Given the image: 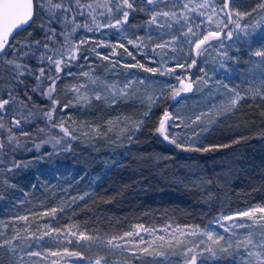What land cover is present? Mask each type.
Here are the masks:
<instances>
[{
	"label": "snow or ice",
	"instance_id": "obj_1",
	"mask_svg": "<svg viewBox=\"0 0 264 264\" xmlns=\"http://www.w3.org/2000/svg\"><path fill=\"white\" fill-rule=\"evenodd\" d=\"M235 3L236 0H0V154H3L0 156V174L4 175L5 185L7 173L21 167V162L15 157L18 150L39 151L46 144L54 149L60 147L64 151L71 149L70 142L78 138L77 129L71 128L70 118L61 117L58 121L55 119L57 108L65 112L70 106L86 105L93 99L114 105L121 98L136 96L146 109L142 117L134 121L126 119L117 122L120 126L118 136L132 143L135 134L150 119L153 109L166 96L171 101H176L182 93L191 92L198 81L205 86L216 83L225 90L226 100L217 110V118L220 112L225 116L233 114L242 100L251 98L264 102V48L252 52L249 46L248 51L259 60L251 61L255 67L243 73L239 67V58L229 54L228 49L232 45H225V41L246 42L252 35L250 30L264 29V0H259L248 12L238 10ZM137 12L146 16L141 24L136 25L143 32L130 35V19ZM254 13L260 18L243 22ZM176 26H179L178 32ZM106 30H115L119 34L114 44L111 41L93 40V36ZM25 32L27 36L16 39ZM181 37L184 38L183 41ZM214 40L219 41V45H213L211 42ZM90 43L92 46L87 47ZM180 43L191 45V51L183 63L177 61L174 66L167 67L168 60L176 59L169 53H176L178 49L183 51ZM129 46L144 55L149 62L158 63L159 67L149 68L137 61L135 64H123L125 68H142L153 74L159 72L160 75L175 72L177 68H198L203 75L196 79L190 74L177 76L178 88L168 85L169 91L161 89L159 94L145 96L133 87L134 81L131 78L123 82L109 81L97 74L93 67L95 61L88 55L89 52L98 60L109 61L114 68L119 63L112 60L113 56L118 55L117 48H123L127 55L135 59ZM101 47H111L112 51L102 54L97 50ZM209 48L216 49V54L220 57L217 61L219 70L226 74L229 73L230 63L236 62L238 67L232 69V72L244 75L241 82L246 88L243 91L239 87L241 82L231 84L219 80L215 76L216 67L212 68V75H209L208 69L198 66L200 58ZM236 51L239 52L240 48L237 47ZM156 57L160 59L157 60ZM73 67L79 71H71ZM64 78H77V83L66 88L75 94L74 101L69 100L60 105L56 98L57 86ZM80 78H83V83L79 82ZM139 83L144 84L145 81L141 79ZM172 108H175L174 104ZM211 115L209 110L185 117L165 108L154 133L163 141L186 152H209L217 147H231L200 146L203 141L197 137L201 132L211 131L209 122L205 121V117ZM108 123L109 131H112L113 122ZM189 128L192 129L191 132L187 131ZM174 129L183 131L176 132ZM93 131L99 132L98 129ZM87 134L85 131L84 135ZM234 143H240V140ZM29 144L32 147H28ZM9 156L12 159L6 163ZM202 183L212 181L202 180ZM58 211L63 212L64 207H52L43 215H52L55 219ZM15 219L25 221L24 228L15 230L11 238L0 240V249L6 248L14 255V242L21 239L20 232L27 233L31 227L27 224V216ZM253 226L264 228V205L257 204L242 211L218 215L203 229L200 225L174 227L172 224L157 229L141 223L122 233L101 237L81 230L76 224H68L64 228L44 225L47 231L35 239L43 240L45 236L52 237V233H56V237L52 238L57 244L60 243V237H75L74 241L67 239V243L80 245L84 241L89 248L96 246L106 251L98 252L95 258L86 257L80 251L67 247L62 251H25L17 264H59L56 260L49 261V257L87 259L89 264H112L109 259L111 253L119 250L135 256L136 251L133 249L147 252L148 247L157 241L161 246L167 244L169 247H182L185 255L199 248L214 259H225L231 264H264V231H253ZM158 232H163L164 235H157ZM145 236L153 239L147 240ZM188 236H198L199 239H183ZM25 239L32 240L33 235L30 234ZM141 245L148 247L141 249ZM32 247V244L28 245L29 249ZM196 261L197 256L192 255L186 264H196ZM64 264L68 262L65 261Z\"/></svg>",
	"mask_w": 264,
	"mask_h": 264
},
{
	"label": "rangeland",
	"instance_id": "obj_2",
	"mask_svg": "<svg viewBox=\"0 0 264 264\" xmlns=\"http://www.w3.org/2000/svg\"><path fill=\"white\" fill-rule=\"evenodd\" d=\"M258 3L259 0H236L235 7L240 11L248 12L251 11ZM254 18L259 19L260 16L254 13L253 16L248 17L243 22L248 23L253 21ZM144 19H146V16L143 13L137 12L133 15V17L130 19V25H132V27H129L128 29L130 35L140 34L143 32V29L137 28L136 25L141 24ZM176 31H179V26H176ZM250 31L252 32V35L247 38L246 42L241 40H237L235 43L232 41H225L226 46L232 45V47L228 49L229 54L239 58V67L243 73H246L255 67L250 63L251 61L259 60L258 57H255L251 52L248 51L249 46H251L252 52L264 48V29ZM118 36L119 34L116 33L115 30H106L104 33L93 36V40L111 41L114 44L117 41ZM180 39L183 41L184 38L181 37ZM192 39L195 38L193 37ZM155 42L156 41L154 39L153 43ZM124 43L125 45L127 44L126 40ZM211 43L213 45H219V41L214 40ZM91 46V43L87 45V47ZM180 47L183 49L182 52L178 49L176 53H169L170 56L174 55L176 59L168 60L167 67L174 66L177 61L183 63L187 54L191 51V45L180 43ZM237 47L240 48L239 52L236 51ZM129 48L130 51H132L135 55V59H133L132 56L127 55L123 48H117L116 51L118 52V55L113 56L112 60L118 61L119 63H117L116 67L114 68L110 66L109 61H101L96 59L93 53L89 52L88 55L95 61L93 67H95L97 74H99L102 78L109 81L118 82H123L126 79L131 78L134 81L133 87L137 89L139 94L145 96L159 94L161 89L169 91L167 87L168 85H173L178 88L179 82L176 79L177 76H187L190 74L193 79H196L197 77L203 75L198 71V68H177L175 72L167 73L166 75H160L159 72L155 74L146 72L142 68H125L123 67V64H135L137 61L143 63L149 68L159 67L158 63L154 64L149 62V60H147L144 55L138 53L135 48H131L130 46ZM97 50L102 54H108L112 51V48L101 47ZM156 59L159 60L160 57H156ZM164 59L167 60V57H164ZM219 59L220 57L217 56L216 49L209 48L208 52H206L200 58L198 66L208 69L209 75H212V68L216 67L217 71L215 76L221 81L237 84L238 82L244 80V75L241 73L232 72V69L238 67L235 61L230 63L229 73L226 74L224 71L219 70L217 63ZM71 71L77 72L79 69L73 67ZM257 71H259V69H257ZM141 79L145 81L144 84L139 83ZM79 82L83 83V78H80ZM76 83L77 78H71L62 86V88L58 91L59 93L56 94V96L58 95L63 99L64 104L69 100L74 101L75 94L71 91H67L66 88ZM239 87L243 91L246 88V85L241 82L239 83ZM225 100V90L222 89L219 84L212 83L205 86L203 82L198 81L193 85V90L191 92L182 93L179 97H177L176 101H172V103L175 105V108L173 109L171 107L170 111H175L177 114L184 115L185 117L209 110L211 111L212 115L205 117V121L209 122L210 124L211 131L201 132L200 136L197 137V139H201L203 141L200 146L210 147L231 145V147H217L216 149L209 152L182 151L177 149L174 145L163 140L162 145L164 150L160 151L158 154L145 155L136 152L137 147H134V151L133 146L138 145L136 138L138 133L135 134L134 141L129 143L126 139L118 136L120 126L117 123L118 120L123 121L126 119L134 121L137 119L136 117L132 115L118 114L115 112L114 114H110V117L107 116L106 119L103 117L101 118L100 116L99 118L97 117V123H92L86 120L89 118L87 110L90 109L95 102H100V105H102L104 108L111 107L113 105L104 101H96L93 99L91 103L86 105L75 104V106L68 107L65 112L59 111L56 115V120L58 121L61 117H64L65 119L70 118L71 128L77 129V139L82 146L97 148L100 144L101 147L109 149L110 151L117 147H124L123 152L129 157H134L137 159L140 168H142L144 164H149L150 169L154 170L159 176L168 177L170 181L179 183L185 188L196 189L200 192L202 197L200 202L201 209H203V211L206 213H210L213 220L218 215L234 213L228 210L230 201L229 192L231 183L236 178L239 162L242 159V150L239 148V146H236L238 143H234V141L240 140L239 135L243 129L240 122L241 115L238 114L239 106L231 115L225 116L223 112L219 113V118H217L216 115L217 110L224 104ZM242 101H246L244 107L247 108L251 106H258L262 103L258 99L253 100L251 98ZM242 101L240 102V105ZM127 102H131L136 104L138 107H142L140 100L137 99L136 96L121 98L117 103L123 104ZM259 114L258 120L261 122L264 119V114ZM109 121H112L114 125L112 131H109ZM211 121H215V123H211ZM93 129H98L99 132L97 133L96 131H93ZM85 131L88 133L87 135H84ZM174 131L181 132L183 130L174 129ZM187 131L191 132L192 129L189 128ZM226 137L230 138L226 139ZM202 180H211L212 183H202ZM65 203V206L62 204V206H64V211L57 212L55 219L52 216L47 217L43 216V214L30 213V211L18 215L27 216V224L31 225V227L27 233L21 231V239L14 242L16 246L15 255L5 248L8 256L10 257L8 264H17L19 257L24 256L25 251L47 252L49 249L62 251L63 248L67 247L70 250L80 251L86 257L92 258H95L98 252L106 251V249L97 248L96 246L89 248L84 241H81L80 245H77L76 243H67V239H72L74 241L75 237H67V239L60 237V243L57 244L56 240L52 238L56 237V233H52V237L45 236L43 240L35 239V237H39L43 235L45 231H47L44 225L64 228V226L68 224H76L81 230H87L88 232L98 234L101 237L122 233L113 229H86L84 226L74 222L72 215L66 212V210L69 209V204L68 202ZM58 213L61 214L59 215ZM166 224H172L174 227L179 225L173 221H166L163 224L152 225L149 227H156L159 229L164 227ZM24 226L25 221H17L15 218L12 219L9 225L5 222L1 223L0 240L11 238L15 234V230L23 229ZM201 228L203 229V227ZM252 230L259 232L264 231V228L253 226ZM30 234L33 235V239H25V237ZM157 235H164V233L158 232ZM145 239L151 240L153 237L145 236ZM183 239L192 241L198 240L199 237L188 236L183 237ZM29 244L33 245L31 249L28 248ZM144 247L148 246L141 245V249ZM133 251H136L135 256L131 255L130 252H120L117 250L109 255V259L112 264H186V261L192 255H196V264H212L216 261L218 264L221 263V261L222 264H231L230 261L225 259H214L209 253L202 252L199 248L195 249L194 252H190L185 255V249L182 247L175 245L169 247L167 244L161 246L159 241H157L153 246L148 247L147 252H143L142 250L138 249H133ZM27 259L28 258L25 256V260ZM32 259L35 260L36 258ZM48 259L49 261L56 260L59 262V264H64L65 261H67L68 264H89L87 259L77 260L75 258L69 257H49ZM41 264H44V262H41Z\"/></svg>",
	"mask_w": 264,
	"mask_h": 264
},
{
	"label": "trees",
	"instance_id": "obj_3",
	"mask_svg": "<svg viewBox=\"0 0 264 264\" xmlns=\"http://www.w3.org/2000/svg\"><path fill=\"white\" fill-rule=\"evenodd\" d=\"M24 36L27 32L16 39ZM70 79L64 78L59 82L57 94ZM56 98L60 105L64 104L60 96ZM245 103L242 101L238 109L243 129L239 135L241 142L236 146L242 150V159L230 186L228 210L232 212L264 205V119L258 120L259 113L264 112V102L249 108L244 107ZM100 104L95 102L87 110V121L97 123V117L106 119L115 112L138 119L146 110L131 102L106 108ZM172 104L165 97L153 109L150 119L136 136L138 145L133 146V149L137 147L136 152L146 155L164 150L162 138L154 133V128L165 108L170 110ZM59 111L57 108L55 119ZM70 143L68 151L46 144L39 151L20 149L15 153L21 167L7 173L6 185L4 175L0 174V224L5 222L9 225L12 219L27 211L43 214L52 207L65 206V202L69 204L66 212L86 229L124 232L136 224L149 227L166 221L181 226L204 227L212 221L211 214L201 209L199 191L159 176L149 164L140 168L137 159L123 152L124 147L110 151L100 144L97 148L82 146L78 139ZM11 159V156L7 157L6 163ZM9 259L7 251L0 249V264H8Z\"/></svg>",
	"mask_w": 264,
	"mask_h": 264
}]
</instances>
